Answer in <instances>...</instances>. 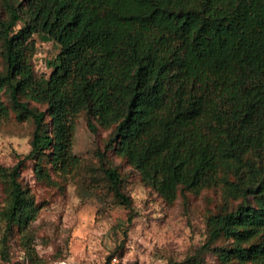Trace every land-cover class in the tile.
<instances>
[{
	"label": "trees",
	"instance_id": "trees-1",
	"mask_svg": "<svg viewBox=\"0 0 264 264\" xmlns=\"http://www.w3.org/2000/svg\"><path fill=\"white\" fill-rule=\"evenodd\" d=\"M21 2L7 1L0 17V93L6 88L15 116L34 123L23 158L50 147L53 166H70V118L84 109L113 124L107 144L163 199L219 179L226 194L241 197L233 209L206 217L200 249L221 263L264 264V0ZM33 33L58 45L46 77L30 61ZM6 115L0 98V118ZM20 161L0 165L7 231H25L36 212L17 179ZM104 174L127 203L117 172L106 167ZM220 236L227 245H209Z\"/></svg>",
	"mask_w": 264,
	"mask_h": 264
},
{
	"label": "rangeland",
	"instance_id": "rangeland-1",
	"mask_svg": "<svg viewBox=\"0 0 264 264\" xmlns=\"http://www.w3.org/2000/svg\"><path fill=\"white\" fill-rule=\"evenodd\" d=\"M7 1L22 3L0 0V17L4 19ZM20 23L18 20L14 28ZM29 39L33 45V71L36 76L46 77L48 62L58 45L35 33ZM4 66L0 55L1 72ZM0 98L7 106V115L0 118V165L9 167L21 159L17 179L32 194L36 206L25 231L15 227L7 231L1 215L7 200L0 180V264H160L167 260L179 264H255L231 257L221 263L214 251L200 249L207 239L206 217L231 210L242 200L226 194L220 179L196 192L177 189L171 200L163 199L132 164L107 144L113 124H99L84 109L70 118L69 152L74 157L70 166H53L50 147L23 158L30 149L34 123L31 117L15 116L6 88L1 90ZM27 105L37 110L45 107L31 100ZM43 121L48 123L46 115ZM106 167L117 172L118 186L128 197L127 203L113 194L104 174ZM217 175L233 177L231 173ZM244 200L252 202L251 196ZM228 242L220 236L209 245ZM194 258L200 262L193 263Z\"/></svg>",
	"mask_w": 264,
	"mask_h": 264
}]
</instances>
